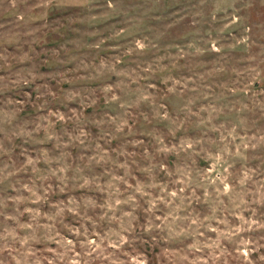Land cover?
<instances>
[{
  "label": "rangeland",
  "instance_id": "374dc122",
  "mask_svg": "<svg viewBox=\"0 0 264 264\" xmlns=\"http://www.w3.org/2000/svg\"><path fill=\"white\" fill-rule=\"evenodd\" d=\"M0 264H264V0H0Z\"/></svg>",
  "mask_w": 264,
  "mask_h": 264
}]
</instances>
